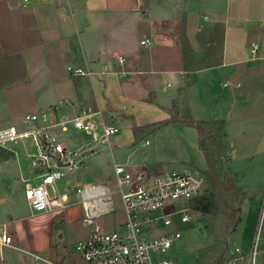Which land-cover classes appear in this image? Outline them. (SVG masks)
<instances>
[{
  "label": "rangeland",
  "instance_id": "374dc122",
  "mask_svg": "<svg viewBox=\"0 0 264 264\" xmlns=\"http://www.w3.org/2000/svg\"><path fill=\"white\" fill-rule=\"evenodd\" d=\"M169 2L174 10L172 15L178 20L149 24L137 33L138 39L149 32L158 39L151 47H140L144 67L149 69L150 59L155 57L157 68L174 69L192 49L198 56L204 55L201 63L212 67L200 74H212L214 77L256 74L258 79L246 78L244 87H252L239 90L237 105L245 111L252 107L257 114L264 115V0ZM2 13L0 5V130L14 126L19 132L28 131L30 126L24 123L25 117L42 114L47 107L52 113L47 112L49 125L60 121L57 113L73 119L75 113H79L71 109L74 102L97 105L98 100L104 107L112 100L117 102L119 114L131 113L134 117L118 123L120 132L112 137L110 146L102 145L96 149L92 136L75 129L68 122L65 131L60 126L52 129L60 137L59 141L66 143L71 151L80 150L81 156L78 168L58 184L59 192L68 196L70 206L57 215L33 213L26 198V190L41 183L39 171L34 166V160H41L40 152L32 137L0 144V223L10 222L12 216L19 219L14 225L8 224L10 233L18 237L14 240L16 248H1L0 264H86L77 245L87 240L90 227L83 222L81 196L76 189L103 185L113 193L114 211L97 218V225L110 232L120 230L126 219L115 167L121 164L131 173L134 183L142 174L148 179L183 170L202 175L205 179L203 195L213 193L216 196L219 213L203 214L193 210V225L181 230L182 238L175 242L171 251L161 255L162 259L171 260L174 264H216L221 258L231 259L236 246L247 253L264 198V133L256 132L263 131L264 127L256 125V131L245 137L243 134L245 132L246 135L247 131L244 130L249 127L235 126L232 129L235 134L228 144L217 137L218 124L208 127L213 132L208 136L210 153H205L199 149L197 129L190 124L197 122L192 119L194 116H186L192 119L191 122L176 121L178 114L172 112L169 104V93L175 88L170 80L161 86L164 87L163 92L155 90L159 95L157 99L153 93L144 96L142 90L124 97L118 88L102 79L97 86H92L90 82L102 76H73L66 69L71 65L86 70L79 60L81 53L77 37L70 38L66 47L74 52L73 61L67 52L66 57L48 54L45 50L49 48L47 43L43 45L47 35L27 32L25 28H17L21 27L19 25L17 29L12 28L9 17ZM184 34L195 49L190 43L189 48H184ZM57 35V31L51 34ZM155 38L153 36L152 39ZM255 47L257 50L253 53L251 50ZM223 57L225 65L220 67ZM181 66L184 68L183 63ZM111 78L116 79V76ZM207 90L202 88L198 99L204 101L207 109L219 107V94L226 89L218 85L212 86L209 92ZM183 113V110L179 112ZM238 120V123H245L248 119L242 117ZM163 122L168 124L155 130L154 126ZM226 145H229L231 156ZM218 158L222 162L220 177L216 172ZM230 171L233 172L231 176ZM231 178L236 183H250L255 191L260 188L255 199L244 205L240 224L239 220H234V215L236 204H242L243 192ZM49 193L53 197L51 189ZM247 229V236H242ZM33 254L42 259L35 260L31 256Z\"/></svg>",
  "mask_w": 264,
  "mask_h": 264
},
{
  "label": "crops",
  "instance_id": "0c3cea01",
  "mask_svg": "<svg viewBox=\"0 0 264 264\" xmlns=\"http://www.w3.org/2000/svg\"><path fill=\"white\" fill-rule=\"evenodd\" d=\"M0 1L2 3H0V5H2V14L9 17L12 28H16V26L19 25L21 27L17 28H25L27 32H41L44 36L47 35L42 37L45 38L43 45L47 43L46 47H49L45 49L48 54L50 52L64 56L67 52L68 57L73 61L75 54L66 47L69 45L70 38L77 37L81 53V58L79 57V60L87 70L93 72L94 76H102V78L96 81H91L90 83L92 86H94V84L97 86L98 82H101L100 79H102L103 82L108 81V85L118 88L120 94L124 95V97H130L129 95H132V92L142 90L144 96H146L147 93H153L155 95L154 98L157 99L159 95L155 90L157 89L158 91L160 89L163 92L164 87L161 86H163L168 79L172 82V85H175V88L169 93V104L172 112L174 111L178 114L176 121L191 122L192 119H194L197 122H207L209 128L218 124L217 137L227 144L230 142L232 135L235 134L234 130H232L235 126L249 127L244 130L247 131L246 135L245 132L243 134L245 137L256 131V125L259 128L264 127L263 114H257V110H254L252 107L251 110L245 111L237 105L238 95L240 93L239 90H250L249 87H252L251 85L244 87L246 78L252 76L254 79H258L256 74H248V76L247 74H226L218 77H214L212 74H200L212 69V67H206L205 63H201L204 55L201 54V56H198L192 49H190L188 57L183 56L182 58L181 56V63L184 64V68L181 66V63L178 67L170 70L157 68L154 65L155 57H151L149 69L144 67V60L141 59L140 55V47L142 46L141 41L148 39L153 43L151 45L153 46L156 41L158 42V39L155 38V35H152L151 32L146 33L148 34L147 36L143 35V37L138 39L137 33H141L149 24L152 25L156 22L171 23L179 19L172 15L174 10L169 0ZM54 31L58 32L57 36H51ZM153 36L155 39H152ZM178 40L181 42L180 39ZM187 41L188 48L190 43L193 49H195V46L192 45L188 38ZM225 42L226 30L224 31V48ZM118 57L124 59L122 63L119 61ZM224 57L220 67H224L225 65ZM23 62H25L26 65L25 57H23ZM26 71L28 74L27 65ZM113 75L116 76V79L111 78ZM218 85L226 89V92H220L219 94V107L215 106V108L212 107V109H207L204 105V101L198 99L199 92L202 88L208 89L207 91L209 92L212 86L215 88ZM77 93H79L78 90ZM243 95L244 94L241 96ZM144 101L146 100L144 99ZM96 102L97 105L76 104V102H74V104L72 103L71 109L74 112L75 110L76 112L79 111V113H75V116L81 115L88 110L98 113V117L107 124L117 127H119V122L129 121L130 118L134 117V114L131 113L119 114V107L115 101L110 100L104 107L100 106L98 100ZM53 108L55 110V107ZM56 109L58 111V107H56ZM123 109H125V107H123ZM182 110L184 111L183 115L179 114V112L182 113ZM44 112H48L50 115L52 114L50 113V107H47ZM55 114L54 112L53 118H55ZM190 114L194 117L189 120L186 116H190ZM57 115H59L60 121L68 118L67 115L58 113ZM242 117H246L248 120H246L245 123L243 120L242 123H238V119ZM55 123L56 122H54V124ZM53 128L49 130L50 135L56 139V142L63 143L69 149L66 143L59 141L60 137H57V133L55 134L53 132ZM209 130L208 136L210 137L213 130ZM256 132L264 133V130H258ZM227 150L231 156L229 145L227 146ZM229 174L231 176L233 172L230 171ZM231 179L233 180V178ZM233 183L243 192L241 215L239 217L240 224L244 216V205L249 203V200L255 199L260 188L255 191L250 186V183L246 181H239V183H236L233 180ZM259 198L261 199V194ZM59 211L38 213V215H57ZM17 222H19V219L16 220L12 216L10 217V222H2L0 224L14 225ZM247 231L248 229L243 231L245 234H242V236H247ZM252 233L253 230L250 234ZM12 236L13 240L17 237L16 235Z\"/></svg>",
  "mask_w": 264,
  "mask_h": 264
},
{
  "label": "built area",
  "instance_id": "2783aa9c",
  "mask_svg": "<svg viewBox=\"0 0 264 264\" xmlns=\"http://www.w3.org/2000/svg\"><path fill=\"white\" fill-rule=\"evenodd\" d=\"M152 44L148 39L141 41L142 46ZM256 50L257 47L252 52ZM118 59L121 63L124 60L122 57ZM67 71L73 76L93 75L82 67L68 66ZM49 121L47 112L29 114L24 123L30 126V130L19 132L14 126L0 130V144L32 137L40 152L41 160H34V166L39 171L41 183L26 190L30 209L35 214L52 213L70 206L68 196L59 192L58 184L68 173L75 171L81 161L80 150L71 151L63 143L56 142L49 133L51 128L60 126L65 131L68 122L92 136L93 143L97 144L94 149L110 146L112 137L120 132L119 127L107 124L98 113L90 110L54 125H49ZM115 175L126 219L120 230L110 232L97 225V218L114 211L113 193L103 185L76 189L81 196L83 222L90 227L87 240L77 245L84 261L86 264H174L162 259L161 255L171 251L175 242L182 238V229L193 225V210H198L195 201L203 196L204 176L187 170L149 179L142 174L134 183L133 176L122 164L115 167ZM4 247L16 248L8 224H0V249ZM248 248L245 253L235 247L233 257L225 264H264V198ZM31 256L35 260L42 259L34 254Z\"/></svg>",
  "mask_w": 264,
  "mask_h": 264
},
{
  "label": "trees",
  "instance_id": "16d2710c",
  "mask_svg": "<svg viewBox=\"0 0 264 264\" xmlns=\"http://www.w3.org/2000/svg\"><path fill=\"white\" fill-rule=\"evenodd\" d=\"M183 45L185 49L188 48V41H187L185 34L183 36ZM166 124H168V122H163L159 124L158 126H154L155 130H158L164 127ZM190 124H192L197 129L199 149L205 153H210V149L208 146V135H209L208 123L207 122H196V123H190ZM217 162H218L217 163L218 167L216 168V172H217V176L220 177L222 173V162L220 158H218ZM195 208L198 209L203 214L214 213L217 215L220 211V206L216 200L215 194L213 193H207L201 196L200 198H197L195 201ZM240 215H241V205L236 204L235 215H234V220L236 222L239 220ZM229 260L225 258H221L220 260L216 262V264H225Z\"/></svg>",
  "mask_w": 264,
  "mask_h": 264
}]
</instances>
